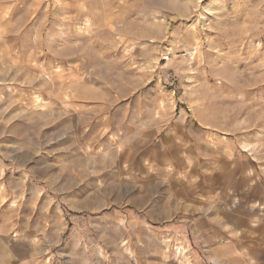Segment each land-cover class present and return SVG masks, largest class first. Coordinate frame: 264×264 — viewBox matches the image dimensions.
Here are the masks:
<instances>
[{"label":"rangeland","instance_id":"1","mask_svg":"<svg viewBox=\"0 0 264 264\" xmlns=\"http://www.w3.org/2000/svg\"><path fill=\"white\" fill-rule=\"evenodd\" d=\"M0 264H264V0H0Z\"/></svg>","mask_w":264,"mask_h":264},{"label":"crops","instance_id":"2","mask_svg":"<svg viewBox=\"0 0 264 264\" xmlns=\"http://www.w3.org/2000/svg\"><path fill=\"white\" fill-rule=\"evenodd\" d=\"M179 152L180 151L177 149L171 151L170 156L173 159V162L176 163L178 166L175 167V169H171L170 171H175L176 173L180 172L181 174H183L184 172V176H197V169L195 167L188 166V168L184 169V167L182 166V159ZM192 186H194V183L192 184Z\"/></svg>","mask_w":264,"mask_h":264},{"label":"bare ground","instance_id":"3","mask_svg":"<svg viewBox=\"0 0 264 264\" xmlns=\"http://www.w3.org/2000/svg\"><path fill=\"white\" fill-rule=\"evenodd\" d=\"M245 146V145H244Z\"/></svg>","mask_w":264,"mask_h":264}]
</instances>
